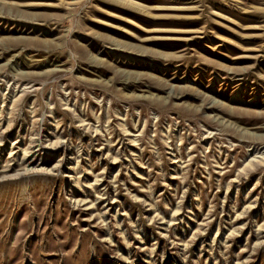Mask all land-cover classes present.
<instances>
[{
    "label": "rangeland",
    "instance_id": "obj_1",
    "mask_svg": "<svg viewBox=\"0 0 264 264\" xmlns=\"http://www.w3.org/2000/svg\"><path fill=\"white\" fill-rule=\"evenodd\" d=\"M0 264H264V0H0Z\"/></svg>",
    "mask_w": 264,
    "mask_h": 264
}]
</instances>
